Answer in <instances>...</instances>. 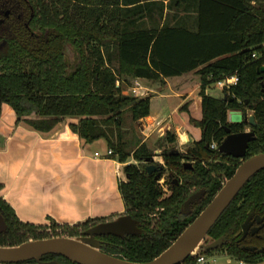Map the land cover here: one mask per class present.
Here are the masks:
<instances>
[{
	"label": "trees",
	"instance_id": "trees-1",
	"mask_svg": "<svg viewBox=\"0 0 264 264\" xmlns=\"http://www.w3.org/2000/svg\"><path fill=\"white\" fill-rule=\"evenodd\" d=\"M5 8L11 13L0 24V44L5 41L0 46V114L6 103L17 120L42 131L77 118L70 127L83 141L105 139L111 155L125 162L118 189L124 213L138 220L142 233L107 236L102 251L141 262L168 247L241 162L210 144L219 145L225 127L243 131L247 110L257 126L246 157L264 151V0H0V17ZM189 72L200 79L201 118L191 121L200 126L201 137L180 151L176 134L166 131V147L159 154L165 165L149 173L145 161L155 154L132 123L149 115L151 96L125 94L123 88L135 78L163 81ZM234 74L238 81L222 96L206 93L207 86ZM232 110H240L244 119L229 121ZM184 159L194 160L193 166L184 168ZM162 177L168 195L159 183ZM199 188L204 198L184 215L183 202ZM0 209L7 224L0 246L72 237L107 219L32 224L19 220L1 197ZM251 210L264 213V169L247 180L209 229L208 240L227 235L230 242L208 255L221 252L247 262L264 258V252L247 253L233 243ZM42 259L76 264L53 254ZM193 263L189 256L182 264Z\"/></svg>",
	"mask_w": 264,
	"mask_h": 264
},
{
	"label": "crops",
	"instance_id": "crops-1",
	"mask_svg": "<svg viewBox=\"0 0 264 264\" xmlns=\"http://www.w3.org/2000/svg\"><path fill=\"white\" fill-rule=\"evenodd\" d=\"M141 81L148 91L146 95L151 96L149 115L135 123L141 141L149 146L151 136L158 129L163 132L155 139L163 137L169 130L176 134L177 148L184 151L188 145L180 147L182 138L177 135L180 121H176V115L188 114L194 120H200L201 116L196 119L192 116L199 104L194 108L188 106V101L196 99L192 95L200 88L198 74L189 72L164 77L162 82ZM182 105H185L184 109L180 108ZM181 120L186 125L184 116ZM77 121V118L68 117L52 129L42 131L17 120L11 106L2 105L0 197L13 208L19 220L32 224H49L51 221L74 224L88 218L117 216L125 211L118 189L119 180L125 179V162L107 154L109 148L105 139L83 141L70 127V123ZM188 132L186 130L189 138ZM189 140L190 143L197 139L191 137ZM149 147L156 154L165 144ZM226 256L221 264H232L231 259L239 264L240 259ZM213 261L215 263L216 259ZM244 262L264 264V258Z\"/></svg>",
	"mask_w": 264,
	"mask_h": 264
},
{
	"label": "water",
	"instance_id": "water-1",
	"mask_svg": "<svg viewBox=\"0 0 264 264\" xmlns=\"http://www.w3.org/2000/svg\"><path fill=\"white\" fill-rule=\"evenodd\" d=\"M261 69L264 70V66ZM239 117V114L233 115L234 120ZM249 123L252 126L257 125L253 115L249 116ZM225 129L227 135L219 143L218 151L233 157H244L249 142L255 137L254 130L233 133L229 132L228 127ZM152 159L150 157L146 160L152 161ZM261 169H264V151L244 159L200 213L168 247L151 260L131 261L108 254L100 249V240L95 238V235L112 234L123 237L125 234L141 233L139 222L125 214L86 229L84 236L38 238L14 246H0V264H18L28 260L35 262L27 264H59L55 259L43 260L42 257L46 254L61 255L76 264H182L189 256L194 257L201 252L208 253L222 245L226 236L208 240L209 229L247 180ZM146 170L151 173L157 170V166L149 164L146 166ZM155 178H158V174L155 175ZM203 194V189L190 194L183 203V211L189 212L191 206L199 202ZM251 216L249 214L242 224L243 233L246 232ZM263 217L258 220H262ZM6 229L7 224L0 209V233ZM207 240L208 242H206Z\"/></svg>",
	"mask_w": 264,
	"mask_h": 264
},
{
	"label": "flooded vegetation",
	"instance_id": "flooded-vegetation-1",
	"mask_svg": "<svg viewBox=\"0 0 264 264\" xmlns=\"http://www.w3.org/2000/svg\"><path fill=\"white\" fill-rule=\"evenodd\" d=\"M10 9H8V8H5L4 10H3V12H2V17H0V24L6 19V18H8L9 17V15H10ZM31 15H32V10H31ZM19 17V16H18ZM25 25L26 26H28V24L27 23H25ZM5 43V41H3V42H1V44H0V46L1 45H3ZM231 112H235V114H239L240 115V117L238 118V119H236V120H234L233 119V114H231ZM250 115H253L252 114V111L251 110H247L246 111V118H245V120L248 122V125L245 127V129L243 130V131H249V130H254V127H256V126H252L250 123H249V116ZM228 119H229V121H232V122H240V121H242L244 118H243V113L240 111V110H232V111H229L228 112ZM255 121V120H254ZM256 123V122H255ZM257 124V123H256ZM229 132H230V130H229ZM241 132V131H240ZM255 132V131H254ZM233 133H235V132H233ZM249 145V144H248ZM177 148V147H176ZM178 149V148H177ZM181 151V150H180ZM246 151H247V149H246ZM161 152V151H160ZM160 152L159 153H154L155 155L154 156H152V161H145V162H147V166L149 165V164H155L156 166H157V170H155V171H153V172H158L159 170H160V166L159 165H162V166H164L165 164H164V161H163V159H161L160 157H159V154H160ZM225 154V153H224ZM227 155V154H226ZM228 156H231V155H228ZM231 157H233V156H231ZM234 158H238V159H240V161L242 162L244 159H246L247 157H246V152H245V155H244V157H234ZM240 162V163H241ZM193 163H194V160H192V159H184L183 160V166H184V168H186V167H189V168H191L192 166H193ZM239 163V164H240ZM238 164V165H239ZM158 174V173H157ZM159 175V174H158ZM164 177H162L160 180H159V183H160V185L163 187V189L166 191V193H165V195H168L169 194V190L167 189V185H164ZM175 182H176V180H175ZM200 189H203L204 190V188H199L198 190H200ZM198 190H196V191H198ZM196 191H194V192H196ZM194 192H192V193H194ZM191 193V194H192ZM204 194H205V190H204ZM204 194H203V196H202V198L200 199V201L199 202H201L202 201V199L204 198ZM199 202H196V203H199ZM184 203V202H183ZM195 204V203H194ZM194 204L191 206V208H190V211L189 212H185V211H183V205H182V208H181V211H182V213L184 214V215H189V214H191L192 213V210H193V206H194ZM207 205V204H206ZM205 205V206H206ZM204 206V207H205ZM200 213V212H199ZM198 213V214H199ZM197 214V215H198ZM249 214H251L252 216L250 217V220H249V225H248V227H247V229H246V232L245 233H243V229H242V224H243V222L247 219V217H248V215ZM120 215H125V213L123 212L122 214H119V215H117V216H113V217H109V218H107L106 220H104V221H101V222H105V221H109V220H113V219H115V218H117L118 216H120ZM196 215V216H197ZM264 213H258V212H255L254 210H251V211H249L248 212V214H247V216H246V218L243 220V222L241 223V227H240V230L238 231V232H236L235 234H234V240H233V243H234V245L237 247V248H239V249H241L242 251H244V252H247V253H263L264 252ZM261 217H263V219L262 220H258L259 218H261ZM138 221V220H137ZM98 223H100V222H98ZM98 223H96V224H98ZM96 224H93V225H91V226H89L88 228H90V227H92V226H94V225H96ZM189 224V223H188ZM139 227H140V225H139ZM88 228H86V229H88ZM141 228V227H140ZM85 229V230H86ZM85 230H83V231H80L77 235H75V236H72V237H70V238H76V237H80V236H84V231ZM183 231V230H182ZM181 231V232H182ZM180 232V233H181ZM141 233H142V228H141ZM141 233H139V234H141ZM139 234H125L123 237H125V236H128V235H139ZM107 236H115V235H112V234H106V235H95V238H97V239H99L100 240V244L102 245L104 242H105V238L107 237ZM221 236H226V240H224L223 241V243H222V245L221 246H223V245H225L226 243H228V242H230L229 241V238H228V236L227 235H221ZM61 237H66V236H61ZM115 237H118V236H115ZM123 237H119V238H123ZM220 237V236H219ZM175 240V239H174ZM173 240V241H174ZM172 241V242H173ZM171 242V243H172ZM206 242H208V240L206 241ZM170 243V244H171ZM101 245H100V247H101ZM221 246H219V247H221ZM219 247H217V248H219ZM216 248V249H217ZM47 255V254H46ZM53 255H55V254H53ZM58 256H61V255H58ZM229 256H231V255H229ZM62 258H65V257H63V256H61ZM232 257H234V256H232ZM65 259H67V258H65ZM49 260H52V259H49ZM68 260V259H67ZM28 261H30V260H28ZM28 261H26V262H28ZM70 261V260H69ZM26 262H24L25 264H27ZM71 262V261H70Z\"/></svg>",
	"mask_w": 264,
	"mask_h": 264
},
{
	"label": "rangeland",
	"instance_id": "rangeland-1",
	"mask_svg": "<svg viewBox=\"0 0 264 264\" xmlns=\"http://www.w3.org/2000/svg\"><path fill=\"white\" fill-rule=\"evenodd\" d=\"M71 60L73 59V57L71 56V58H70ZM142 82V81H141ZM158 82H162V81H158ZM142 84H144L143 82H142ZM199 90H200V88H199ZM144 94H148L147 92L148 91H145L144 90ZM206 92L208 93V94H210V95H214V96H217V97H219V96H222V92L220 91V89L218 88V87H216L215 86V83H212V84H210L209 86H207L206 87ZM123 93H125V94H132V91H131V87L130 86H125L124 88H123ZM192 98H196L194 101H192L193 99H190L189 101H188V106L190 107V108H194V107H196L197 106V104H199V108H198V110L197 111H193L192 112V116L196 119V118H199L200 116H201V114H200V101H199V99H200V94H199V91H197V92H195L193 95H192ZM168 109L170 110L171 109V105L168 107ZM231 114H235V112H231ZM184 116V118L187 120V123H186V125L185 124H183V123H181V121H183V120H181V117H183ZM191 118L192 117H190L188 114H185V115H180V114H178V115H176V121H180V123L178 124L179 125V130H178V132L179 133H177V135H181V138L183 139V141H184V144H182V145H180V147L181 148H183L184 146H190L193 142H190L189 143V138H196L197 140L198 139H200V137H201V128H200V126L199 125H197L196 123H194L193 121H191ZM132 128H134V130L137 132V134L140 136V133L137 131V126H136V124H134V123H132ZM128 129H130L131 130V128H129L128 127ZM186 130L187 131H189L188 132V135L190 136L189 138H188V136H187V133H186ZM159 132H163V130L162 129H158L157 131H156V134H154L153 136H151V139L149 140V146H153L154 148L156 147L157 148V146H161L163 143L165 144V147H166V143L164 142V140H163V138H164V136L163 137H161V138H158V139H155V137L157 136V134L159 133ZM166 132V131H165ZM164 135V134H163ZM140 138V137H139ZM146 144V143H145ZM176 144V143H175ZM147 145V144H146ZM148 146V145H147ZM148 146V147H149ZM179 146V145H178ZM187 146V147H188ZM176 147H177V144H176ZM150 148V147H149ZM152 148V147H151ZM150 148V149H151ZM152 150V149H151ZM129 160V162H132V161H134L132 158H129L128 159ZM226 257V259H227V256L226 255H224V253H213L212 254V264H221V260H223L224 258ZM214 258L216 259V262L215 263H213L214 261ZM232 260V264H236L235 262H234V260L235 259H231ZM237 261V260H236Z\"/></svg>",
	"mask_w": 264,
	"mask_h": 264
},
{
	"label": "built area",
	"instance_id": "built-area-1",
	"mask_svg": "<svg viewBox=\"0 0 264 264\" xmlns=\"http://www.w3.org/2000/svg\"><path fill=\"white\" fill-rule=\"evenodd\" d=\"M252 56H255V53H253ZM237 81H238V77L235 74L224 76L215 82V86L223 90L229 88L233 84H236ZM130 87L133 95L146 96V94H144L145 93L144 90L147 91V89L145 86H143L140 78H135L132 84L130 85ZM180 142L181 144H184V141L182 139H180ZM210 147L212 149H218V144L213 141L210 144ZM95 154L97 155L98 153L96 152ZM107 154H112L111 149L107 150ZM193 260H194L193 264H212L211 255H208L207 253H203V252L196 254L193 257ZM239 264H245L244 260H239Z\"/></svg>",
	"mask_w": 264,
	"mask_h": 264
}]
</instances>
